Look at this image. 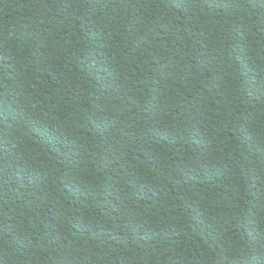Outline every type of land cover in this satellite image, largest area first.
Masks as SVG:
<instances>
[{
	"label": "trees",
	"instance_id": "trees-1",
	"mask_svg": "<svg viewBox=\"0 0 264 264\" xmlns=\"http://www.w3.org/2000/svg\"><path fill=\"white\" fill-rule=\"evenodd\" d=\"M0 264H264V0H0Z\"/></svg>",
	"mask_w": 264,
	"mask_h": 264
}]
</instances>
